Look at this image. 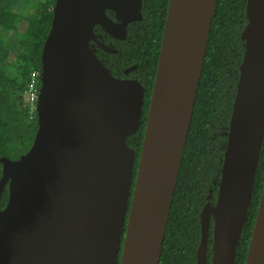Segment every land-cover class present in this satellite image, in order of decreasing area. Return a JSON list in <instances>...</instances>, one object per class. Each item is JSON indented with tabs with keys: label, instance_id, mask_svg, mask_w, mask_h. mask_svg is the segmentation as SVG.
Listing matches in <instances>:
<instances>
[{
	"label": "water",
	"instance_id": "water-1",
	"mask_svg": "<svg viewBox=\"0 0 264 264\" xmlns=\"http://www.w3.org/2000/svg\"><path fill=\"white\" fill-rule=\"evenodd\" d=\"M217 0H169L133 182L127 138L144 88L112 76L91 50L141 21L142 0H56L41 53L37 131L0 157V264H159ZM110 10L116 21L106 15ZM245 50L215 204L200 213L196 264H234L264 139V0H247ZM136 69H125L128 74ZM133 182V189L131 185ZM244 264H264V185Z\"/></svg>",
	"mask_w": 264,
	"mask_h": 264
},
{
	"label": "trees",
	"instance_id": "trees-1",
	"mask_svg": "<svg viewBox=\"0 0 264 264\" xmlns=\"http://www.w3.org/2000/svg\"><path fill=\"white\" fill-rule=\"evenodd\" d=\"M10 1L0 0V157L16 161L29 151L37 131L36 116L29 117L23 93L30 72L41 71V53L51 27L56 0H25L24 3L30 4L32 8L26 18L12 13L7 7ZM168 1L142 0V20L128 24L124 40L113 39L98 25L94 27L97 40L114 48L117 53H106L94 42H90L91 50L110 74L117 78L137 80L144 88L140 126L126 140L135 154L133 182ZM246 3L247 0H217L159 264H196V252L201 238L199 216L207 203L215 204L217 199L239 66L245 50L242 33L248 21ZM106 15L116 21L110 10H106ZM23 19L26 20L27 27L21 32L18 25ZM11 54L16 56L15 59H12ZM131 66H136V69L126 75L125 69ZM11 68L16 70L14 76ZM263 185L264 139L252 199L234 264L245 262ZM7 200L8 188L5 185L0 189V210L5 207ZM211 247L212 223L206 264H210Z\"/></svg>",
	"mask_w": 264,
	"mask_h": 264
},
{
	"label": "built area",
	"instance_id": "built-area-1",
	"mask_svg": "<svg viewBox=\"0 0 264 264\" xmlns=\"http://www.w3.org/2000/svg\"><path fill=\"white\" fill-rule=\"evenodd\" d=\"M40 72L32 71L29 74L28 82L23 93L24 106L27 107L28 115L32 118L37 115V103L39 96Z\"/></svg>",
	"mask_w": 264,
	"mask_h": 264
},
{
	"label": "rangeland",
	"instance_id": "rangeland-1",
	"mask_svg": "<svg viewBox=\"0 0 264 264\" xmlns=\"http://www.w3.org/2000/svg\"><path fill=\"white\" fill-rule=\"evenodd\" d=\"M24 2H25V0H11L7 4V7L11 11H13L12 12L13 14H16L17 13L20 16L26 18V17H28L30 15V12H31V9L32 8H31V5L30 4L24 3ZM26 27H27L26 20L25 19L21 20V22L18 25L19 31H21V32L24 31L26 29ZM11 57H12V59H15L16 56H14V55L11 54ZM15 72H16V70H14V69L11 68V74H12V76H14L16 74Z\"/></svg>",
	"mask_w": 264,
	"mask_h": 264
},
{
	"label": "flooded vegetation",
	"instance_id": "flooded-vegetation-1",
	"mask_svg": "<svg viewBox=\"0 0 264 264\" xmlns=\"http://www.w3.org/2000/svg\"><path fill=\"white\" fill-rule=\"evenodd\" d=\"M102 39V38H101ZM103 44V43H102ZM105 45V44H104ZM107 46V45H106ZM108 47H110V46H108ZM103 51V50H102ZM105 52V51H104ZM107 53V52H106ZM129 68V67H128ZM107 69V68H106ZM129 74V73H128ZM112 75V74H111ZM127 75V74H126ZM113 76V75H112ZM115 78H117V77H115ZM119 79H128V78H119Z\"/></svg>",
	"mask_w": 264,
	"mask_h": 264
}]
</instances>
